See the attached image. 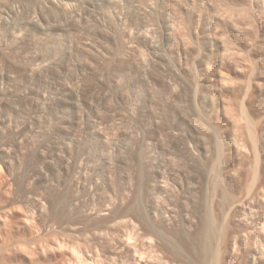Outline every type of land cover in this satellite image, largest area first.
Listing matches in <instances>:
<instances>
[{"label":"rangeland","instance_id":"1","mask_svg":"<svg viewBox=\"0 0 264 264\" xmlns=\"http://www.w3.org/2000/svg\"><path fill=\"white\" fill-rule=\"evenodd\" d=\"M255 222L264 0H0V264H264Z\"/></svg>","mask_w":264,"mask_h":264},{"label":"bare ground","instance_id":"2","mask_svg":"<svg viewBox=\"0 0 264 264\" xmlns=\"http://www.w3.org/2000/svg\"><path fill=\"white\" fill-rule=\"evenodd\" d=\"M260 216V215H259ZM252 225L248 228L249 230H250V234H255L254 236L253 235H251V236H253L252 238V243L253 244H251V245H253V250H254V255H252V259L254 260V259H256L257 257H258V255H260V252L262 251V250H264V240L261 238V236H260V230H259V227H260V225H261V223L260 222H258V223H251ZM247 229V230H248ZM248 233V235H250ZM252 247V246H251Z\"/></svg>","mask_w":264,"mask_h":264}]
</instances>
